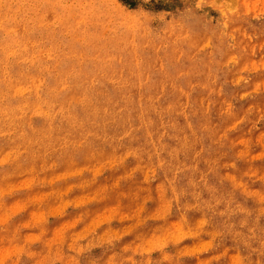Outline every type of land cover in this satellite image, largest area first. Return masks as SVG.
I'll return each instance as SVG.
<instances>
[{"label": "rangeland", "instance_id": "obj_1", "mask_svg": "<svg viewBox=\"0 0 264 264\" xmlns=\"http://www.w3.org/2000/svg\"><path fill=\"white\" fill-rule=\"evenodd\" d=\"M0 264H264V0H0Z\"/></svg>", "mask_w": 264, "mask_h": 264}]
</instances>
